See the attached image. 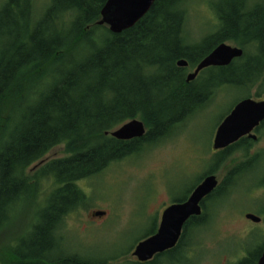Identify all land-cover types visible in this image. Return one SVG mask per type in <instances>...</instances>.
<instances>
[{"label": "trees", "instance_id": "16d2710c", "mask_svg": "<svg viewBox=\"0 0 264 264\" xmlns=\"http://www.w3.org/2000/svg\"><path fill=\"white\" fill-rule=\"evenodd\" d=\"M106 1L49 0L39 13L33 0H5L0 7V229L18 201L40 191L42 181L54 186L29 232L7 251L0 250V264H93L60 251L57 231L62 220L86 200L78 183L144 145L162 141L183 120L181 115L209 100L212 90L229 85L248 89L258 80L255 76L264 73L263 4L220 1L214 7L215 31L192 43L186 31L190 0H155L143 18L118 35L97 25ZM234 41L244 50L240 60L225 68H208L198 79L185 82L189 69L219 44ZM181 59L187 68L176 66ZM48 70L49 79L43 83ZM133 119L147 128L142 138L122 142L109 135ZM59 145L67 156L46 162L32 176L26 173ZM242 146L243 140L216 155L214 168L226 161L229 151ZM248 161L228 171L202 203L203 214L187 222L179 244L148 264L176 261L189 230L207 221L206 203L221 197ZM213 169L203 176L214 174ZM252 260L248 255L239 264Z\"/></svg>", "mask_w": 264, "mask_h": 264}, {"label": "rangeland", "instance_id": "374dc122", "mask_svg": "<svg viewBox=\"0 0 264 264\" xmlns=\"http://www.w3.org/2000/svg\"><path fill=\"white\" fill-rule=\"evenodd\" d=\"M4 1L0 0V7ZM33 1L35 13L49 2ZM220 1L223 0H190L186 24L190 42H198L215 31L218 21L214 7ZM258 1L251 0L250 4ZM225 43L239 47L235 41ZM245 52L252 53L249 49ZM190 72L192 69L187 74ZM48 73L49 70L43 83H47ZM206 76L205 73L199 85L202 86ZM255 77L258 80L248 89L229 85L212 90L209 100H202L204 102L198 103L194 110L181 115L179 119L183 120L175 124L162 141L144 145L134 155L113 162L99 174L79 182L86 200L67 213L58 228L62 253L77 254L93 264L135 263L132 257L135 246L151 230L155 233L164 208L177 198L188 197L191 188L214 168L213 160L217 156H213L212 141L218 125L228 116L234 103L247 95L264 99V73ZM257 134L258 142L235 147L228 152L226 161L213 169L221 184L228 171L250 159L243 163L221 197L206 203L207 221L189 230L176 261L161 260L162 264H239L248 255L253 257L251 264H254V258L264 246V125ZM65 156L63 145L54 147L29 166L26 173L32 176L42 162ZM39 189L31 199L17 202L0 229V250L10 249L36 223L54 186L42 181ZM99 212L104 216L93 215ZM246 215L256 216L261 221L253 223Z\"/></svg>", "mask_w": 264, "mask_h": 264}, {"label": "water", "instance_id": "95a60500", "mask_svg": "<svg viewBox=\"0 0 264 264\" xmlns=\"http://www.w3.org/2000/svg\"><path fill=\"white\" fill-rule=\"evenodd\" d=\"M155 0H107L100 11L98 26H105L112 34H121L131 29L143 18L152 7ZM243 56V50L225 43L219 44L209 55L203 58L187 74L186 83L193 82L200 72L207 68H225L234 60ZM187 62L180 60L176 63L178 68H186ZM264 122V100L254 101L244 99L240 101L216 129L212 150L218 151L229 147L241 138L248 136L255 140L251 132ZM146 134L143 122L133 119L109 135L118 141L140 139ZM218 187L214 175L204 178L192 191L189 198L180 204H174L162 212L156 234L138 243L132 256L138 263L151 261L156 255L170 251L177 245L183 226L193 217L201 215V202L211 195ZM97 217L104 213H95ZM246 219L259 223L260 219L253 215H246ZM257 264H264V250L258 258Z\"/></svg>", "mask_w": 264, "mask_h": 264}, {"label": "flooded vegetation", "instance_id": "af4514ba", "mask_svg": "<svg viewBox=\"0 0 264 264\" xmlns=\"http://www.w3.org/2000/svg\"><path fill=\"white\" fill-rule=\"evenodd\" d=\"M250 2H251V0H248L247 1V3H246V5L247 6H249V5H252V4H250ZM257 4H259V6H261L262 4L264 5V0H259L258 2H257ZM250 7V6H249ZM263 125V124H262ZM262 125H260L259 126V128H257V129H255L254 130V134L257 136L258 134H257V132L259 131V129H260V127H262ZM258 140H259V137L257 136V139L256 140H250V139H244L243 141L245 142V145L247 146L248 144H254V143H256V142H258ZM131 141H133V140H131ZM131 141H127V142H131ZM224 151H228L227 149L226 150H222V151H219V152H216V153H214L215 155H218V154H220L221 152H224ZM255 155H259V153H256ZM167 207V206H166ZM182 236H183V233H182ZM181 236V237H182Z\"/></svg>", "mask_w": 264, "mask_h": 264}, {"label": "bare ground", "instance_id": "6f19581e", "mask_svg": "<svg viewBox=\"0 0 264 264\" xmlns=\"http://www.w3.org/2000/svg\"><path fill=\"white\" fill-rule=\"evenodd\" d=\"M181 60H182V59H181ZM179 61H180V60H179ZM186 77H187V74L185 75V80H186ZM185 82H186V81H185ZM8 143H11V142H8ZM17 191H19V190H17ZM10 205L13 206V203H11ZM51 238H52V235H51ZM53 241H54V240H53ZM53 241H52V242H53ZM53 247L56 248V247H57V244H54ZM60 251H61V253H62V250H61V249H60ZM62 254H64V253H62Z\"/></svg>", "mask_w": 264, "mask_h": 264}]
</instances>
